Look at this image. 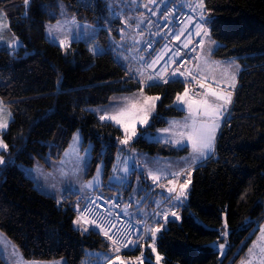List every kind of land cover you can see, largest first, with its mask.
Returning a JSON list of instances; mask_svg holds the SVG:
<instances>
[{
  "label": "trees",
  "instance_id": "1",
  "mask_svg": "<svg viewBox=\"0 0 264 264\" xmlns=\"http://www.w3.org/2000/svg\"><path fill=\"white\" fill-rule=\"evenodd\" d=\"M82 19L103 25L92 41H74L65 50L46 36V23L58 19V0H0L7 12L10 30L19 37V50H0V96L13 110L3 138L8 162L0 165V230L21 250L26 259L65 258L68 264H83L88 251H112L111 242L89 226L84 232L73 224L79 194L66 192L62 199L39 189L19 165L36 158L60 159L73 134L80 130L84 142L92 143L90 173L104 159L106 176L116 160L122 129L100 121L91 106L106 104L113 95L142 87L126 75L108 51L105 29L118 34L120 20L109 12L105 0H63ZM205 15L212 37L220 44L214 55L237 57L243 65L230 115L223 123L215 155L193 168L189 200L180 220H169L156 241L160 264H237L264 224V0H205ZM110 20L109 24L107 20ZM99 46L105 51L93 54ZM159 83L146 90L161 97L149 126L168 123V116L185 111L174 104L189 79ZM133 146L151 154H180L176 149L139 135ZM14 158V161H10ZM60 201V203H58ZM227 220L228 237L221 235ZM227 240L222 258L215 243ZM146 240L128 255L143 252V264H156ZM0 264H8L0 254Z\"/></svg>",
  "mask_w": 264,
  "mask_h": 264
},
{
  "label": "snow or ice",
  "instance_id": "2",
  "mask_svg": "<svg viewBox=\"0 0 264 264\" xmlns=\"http://www.w3.org/2000/svg\"><path fill=\"white\" fill-rule=\"evenodd\" d=\"M29 0H24V3L27 5ZM125 3H128V0H124ZM131 4H137L138 0H130ZM151 3H156L157 0H150ZM161 3L167 7L168 3L179 4L180 7L175 9V12L180 13L182 8H188L193 13L196 14V19L194 29L189 27L193 23V16H188L187 20L183 22V27L179 26L178 16L174 15L169 11H164V14L160 19H163L166 23L164 25L167 28V32H163V29L160 27L159 23L153 21L151 18L141 15L139 17H126L123 18L122 23L126 25L129 29L132 27V21L135 20L136 29H140L147 21L148 32L152 36H161L162 39H168L170 36H174L177 41H180V37L185 35L186 41H181L180 45H175L172 48L169 47L167 43L163 45V48L160 53H156L154 44L158 41H153L151 39H144V32L139 33V38L130 37L132 40V48L126 49V34L125 29L121 27L118 29L120 32V41H115L111 36H109V49L114 59L118 63H121L122 67L126 69V75L130 78L137 79L138 83L141 85L147 84L149 87L156 86L159 83H168L169 80H177L183 78L182 83L187 82L188 78L191 77V80L195 81L200 89H203L202 92H195V96L200 98H195L194 95H191L190 92L194 91L189 87L185 86L183 93H177L175 97L174 104H178L181 107L186 106L188 116L185 118L184 122L169 121V127L160 129L158 132L169 134L167 138H162L164 143L172 144L178 147H191V152L189 157L186 160V163H190L192 166H196L202 161L208 160L215 155V145H216V135L217 131L221 128V124L226 122L228 119L229 105L232 103L233 92L227 91L226 89L231 87L235 88L236 74L240 71V65L235 64V71L229 72V69L233 67L234 62H224V61H211L209 62L208 58L203 55H198L192 57L198 62L195 65L194 69L181 71L177 67L173 71H169L171 64L179 65L184 56L189 52H196L197 47L201 49V52L207 49V53L210 54L217 47V42L211 38V30L207 25L214 24L213 18L210 15H205L206 4L205 0H160ZM91 0L84 5L85 7L89 6ZM106 6L109 8V12H112V0H106ZM145 8L148 7L147 4L144 5ZM151 12V9H149ZM182 14V13H181ZM62 15L65 13L62 12ZM118 19L122 17V10L113 13ZM152 16H155V12H151ZM107 20V18H106ZM110 24L111 21L107 20ZM65 26L67 27V39H59V44L62 48L67 50L70 47L73 41H78L80 39H89L96 34V27L89 24L81 25L77 22L75 17L71 19H66L63 23L57 21L56 25L49 26L47 29V34L49 38L56 40L58 34L65 31ZM157 28L156 32H152V27ZM2 27V26H0ZM103 27V26H101ZM108 32H111V28L108 27L105 29ZM193 30L195 31V36L200 37L197 45L194 47H189L193 44L192 36ZM3 36H0V42H3ZM143 44L144 47L141 49L139 46ZM19 45L18 39H13L8 43L9 48H15ZM186 49L187 52L182 53L180 47ZM127 51H138L143 52V55H123L122 53ZM151 50V51H149ZM93 54H99L104 49H100L99 46L90 49ZM155 54L156 58L152 59V55ZM165 56L168 57L165 60ZM161 61H164V64L161 65L160 69H156V65L160 64ZM224 64H227V67H222ZM131 65V66H130ZM138 65V66H137ZM222 69L221 75L222 79L217 80L215 76V71ZM151 70V74L149 73ZM196 72L200 79L197 78V75L193 73ZM208 73L212 74V80L217 85L213 87L210 83H205L204 81L209 78ZM144 77V79H140ZM223 84V87L220 85ZM135 95V94H134ZM141 97L140 102L132 103L130 106L125 107H113L112 112L109 109H94L93 111H103V114L99 116L100 121H111L113 122L118 129H122V138H118V143L122 146L129 145L130 141L133 138L137 137V123L141 126L149 125V118L153 115L156 108V102L161 99L160 96H146L143 94V88L139 93ZM124 100L129 98L125 97ZM5 106L3 101L0 100V130L7 129L9 119L11 118V111H8L6 119L4 117ZM174 129H178L174 131ZM175 137V138H173ZM82 138L80 137L79 131L73 134L72 141L69 144L68 149L64 152V157H74L76 160V172L83 171L86 167V160L91 154V145L89 148L84 149V155H80V145ZM8 145L0 138V150H7ZM183 159V158H182ZM65 161L61 160L60 163L63 164ZM4 164V158L0 156V165ZM135 171H140L141 174L147 173L146 179H151L154 187H165L158 184L157 182L161 178H167L168 176H174L179 178L183 173L184 169H181L178 172H171L170 167H161L159 161H150L143 160L137 161L135 154L128 157L117 156V163L113 165L112 175L109 177L108 187L116 188L117 190L121 187H127L130 184V177L134 174ZM103 174V165H98L96 169V175L87 182L81 183L77 189L80 193H85L83 199L86 201L84 207H80L79 200L76 202V207L74 211L78 213L76 219L73 221V224L78 227V230L87 232L89 226L98 228L99 232L111 242L112 253H115L113 256L111 253H97L95 254L96 260L94 264H104L106 260L108 264H133V261H136L137 264H143V252L141 257L125 259L119 255L121 249H136L142 247L140 241L143 239H151L152 244L151 252L156 253V264H160V261L163 259L156 250V239L157 233L161 232L164 229L165 225L169 220H178L180 219L176 211H171V208L177 206H183L185 200L187 199V189L190 183V180H185L184 183L179 185V189L176 187L175 180H169V185L171 187L166 188L168 195L164 196L163 200H151V203L156 205V209L152 212H147L145 209L140 208L139 206L149 199L148 195L141 197L139 200H135L134 197H130L131 200H134L137 205L136 210L130 211L131 205H126L119 214L113 215L111 207H109L104 215H100L93 211L97 207V201L103 200V195L97 196L96 199H92L89 195L86 194V190L97 191L103 185L101 183V176ZM191 175V172H188V176ZM47 187V185H44ZM53 191H55V185H52ZM63 192V190H61ZM143 189L138 185L134 189L135 193H139ZM174 194V195H173ZM161 195H164L161 193ZM63 198V197H61ZM118 197L109 198L108 201H104V204L113 205L114 207H119V204H116L115 201ZM60 203V201H58ZM103 206V205H100ZM124 216L127 219L122 221L124 227L117 228L116 224L112 223L113 219H119V216ZM91 216H96L97 218L92 219ZM136 216L145 217V219L136 220ZM161 217L163 223H160L156 218ZM151 219L158 224L157 227H149L146 220ZM98 220L100 223H98ZM107 225V227L102 226ZM112 229H116L113 234H109ZM133 230H136L135 233ZM260 235L257 237L256 241H253V245L249 248L248 258L241 261V264H264V225L259 226ZM135 235V238H133ZM221 235L226 237L228 235L227 231V220L224 222V230ZM116 237L115 239L113 237ZM7 245H5V248ZM221 255L224 254L225 244H219L218 246ZM18 261V264H39V262H24L23 257L19 255L18 249L15 246H12L11 253ZM54 264H63L62 261H56ZM87 264V262H85ZM149 264L151 260L149 259Z\"/></svg>",
  "mask_w": 264,
  "mask_h": 264
},
{
  "label": "rangeland",
  "instance_id": "3",
  "mask_svg": "<svg viewBox=\"0 0 264 264\" xmlns=\"http://www.w3.org/2000/svg\"><path fill=\"white\" fill-rule=\"evenodd\" d=\"M31 1L32 0H29L28 4L26 5V8H29ZM58 4L60 6L59 9L56 11H52V13L57 14L58 19L54 20V21H48L46 23V36L50 41L59 44V42H58L59 39H67L68 38L67 37V27L68 26H65L64 32H61L58 34V38L56 40L49 38V36L47 34V29L49 26L56 25L57 21H60L61 23H63L66 19H71L72 17H75L77 22L81 25L89 24V25H93L96 27V34L92 38H89L87 40L82 38L78 41H87V42L89 41L90 42L93 39L97 38V36H98V34L102 28L101 26H103L102 24H100L98 22L90 21L88 19L80 18L79 15L77 13H75V11H73L69 7V5L63 0H58ZM145 4L148 5L147 8L144 7ZM149 9H151V12H157L159 9V6L157 4L151 3L150 0H138L137 4H131L130 0H128V3H125L124 0H112V10L114 11V13L122 10V17L119 19L121 22V24L119 25V29L121 27H123L125 29V34H126L125 48L126 49L132 48V40L130 39V37L139 38V33L141 31L144 32V39H147L148 26H147V21H145V24L140 29H136L135 20H133L132 21V27L129 29L126 25H124L122 23L123 18L129 17V16L135 18V17H139L141 15H144V16H147V17L151 18L152 20H154L156 17L151 15V12L149 11ZM62 12L65 13V15H62ZM157 17L160 18L161 16L158 15ZM0 26H2V27H0V36H3V38H4V41L0 42V50L3 48H7L11 51L19 50L23 43L19 39V37L14 35L12 33V31L10 30L9 18H8L7 12L5 10L0 11ZM109 36H111L115 41H120V32L119 31H118V34H115L112 31L109 32L108 45H109ZM211 38L213 40H215L212 37V35H211ZM13 39H18V41H19V45L16 46L14 49L8 47V43L11 42ZM216 42H217V46H218L220 43L218 41H216ZM139 47L142 49L144 47V45L141 44ZM213 52L209 56L207 53V49L205 48V50L203 52H201V51L199 52V55L206 56L208 58L209 62H211V61H224V62L231 61V62H234L233 67L231 69H229V72H234L235 71V64H239L240 65V71L236 74V81H235V83H236L239 80V76H240L241 71L243 69V65H242L241 61L239 60V58H237V57L219 58V57H216ZM122 54L135 56V55H143L144 53L138 52V51H127V50H125ZM222 67L226 68L227 64H224ZM221 71H222V69H218L214 73L217 80L222 79ZM148 74H150V73H148ZM208 76H209V78L206 81L208 83L212 84L213 87H217V85L212 80V74L208 73ZM140 79H144V77H141ZM188 84L189 85L187 87H189L191 89V83H188ZM146 87H147V84H143L141 87V88H143V94L144 95H146V96H159L156 94L149 93L146 90ZM220 87H223V84H221ZM141 88H139L133 92H130V93L115 94L112 96V98L110 99V101L108 103L100 104V105H94V106H91L90 109L94 110V109H106L107 108V109H109L110 112H112V114H115L112 111L113 107H116V108L125 107V106H130L132 103L140 102L141 97H140L139 93L141 91ZM228 89H230V87L227 88L226 90H228ZM190 94L194 95L192 92H190ZM125 97H127L129 99L124 100L123 98H125ZM195 98L199 99L200 97L195 96ZM0 100L3 101V104L5 106L4 117L6 119L8 118V116H7L8 111H11V118L9 119V123H8V127H9V124L13 118V110H12L11 106L9 104H7L1 96H0ZM158 102L159 101L156 102L155 112L149 118V125L141 126L137 123V131H138L137 137L139 135H144L150 141H157V142L164 143L162 138H167L169 134L158 132V130L168 128L169 127V121H177V122H181V123L184 122L185 118L188 116V112H187L186 106L181 107L178 104H175L177 107L183 109L185 111V113L183 115H180V116H168L167 117L168 123L166 125L159 126L156 129H153V128H150L149 126L155 120L154 116L157 114ZM230 105H229V108H230ZM94 112L98 115V117L103 114V111H98V112L94 111ZM222 125H223V123L221 124V127H222ZM8 127H7V129H8ZM7 129L0 130V138H2L3 140H4L3 133ZM220 129L217 131L216 141H217V137H218ZM176 130H178V129H174V131H176ZM78 131H79L80 137L82 138V142L80 145V155L83 156L84 155V149L89 148L90 145L92 146V143L89 142L86 144L84 142V136H83L82 132L80 130H78ZM137 137L133 138V140L130 141L129 145H127V146H122L119 144L118 151L116 154V160H115L114 164L117 163V156L118 155H120L121 157H128V156H132L135 154L136 160L138 162L143 161V160L159 161L161 167H170L171 172H178L181 169H184V173L179 178L174 177V176H168L167 178H161L157 183L160 185H163L165 187H163V188L156 187V190H157V192L164 193V194L166 193V195H168L166 192V188L172 186V185H169V183H168L169 180H175L176 181L177 189H179V185L184 183L185 180H190L188 189L186 190L187 191V199L185 200L183 206L186 205V203L189 200V190L191 189L192 177H193V168L195 167V166H192L190 163H186V160L189 157V154L191 152V147L190 146L178 147V146H174L172 144H168V145H170L176 149L188 148V150L186 152H182L180 154H173V155L172 154L167 155V154H161V153L151 154L147 151L141 150V149L133 146L132 143ZM173 138H175V137H173ZM71 141H72V139H71ZM164 144H167V143H164ZM68 147H67V149H68ZM7 151H9V148L7 150H0V156H2L4 158V164H2L1 166H4L8 162V159H7L8 155L5 154V152H7ZM92 156H93V152H92V147H91V154L88 156V158L86 160V167L84 168L83 171H80V172H76V160H75V158L74 157L65 158L64 153L60 159L59 158L54 159V158H51L50 156H47L46 161L42 160L41 158H36L34 163L31 165H26L23 163H19V165L25 170V173L29 177H32L34 179L37 187L39 189H41L42 191H44L45 193L51 194L58 199H62L61 197H63L66 192L79 194V197L81 199V201H80V207L81 208L85 204V200L82 198L83 195H85V193H80L77 191V189L79 188V185L81 183H84V182H87L88 180H91L96 175L97 166L101 165V164L103 165V174L101 176V183L103 186L97 191H102L108 195H116V197H118L121 200H124V202H128V203L134 202V200H131L130 197H134L135 200H139L141 197H143L145 195L150 196V193H151L150 187L144 182V178H146V176H147L146 172L144 174H141V172L138 171L137 175L133 174L129 178L130 179L129 186L121 187L117 190L116 188H112V187L107 186L109 183V177L113 173L111 172V174L106 176V167H105L104 159H102L98 163V165L95 168V171L90 173ZM61 160H64L65 162L63 164H61L60 163ZM10 161L13 162L14 158H10ZM205 161H202L200 163H203ZM189 171L191 172L190 176H188ZM135 179H136V182H134ZM147 180H148L147 182H149V183H151V185H153V182L151 179H147ZM44 185H47V187H45ZM52 185H55V191H53ZM138 185L143 189V191H140L139 193H135L134 189H136ZM152 187H154V186H152ZM61 190H63V192ZM90 192L91 191L86 190L87 195H89ZM92 192H94V191H92ZM154 196H155V194L152 195V197H154ZM150 201H151V199L148 200V202H150ZM183 206H177V207L171 208V211H176L178 213L180 219L182 217V207ZM180 219H178V220H180ZM158 220L160 223H163V220L161 217H158ZM167 225H168V223L165 225L164 229L167 227ZM157 226H158V224L154 223V222L150 225V227H152V228L157 227ZM164 229H162L161 232L157 233V239ZM227 231H228V228H227ZM259 235H260V233H258V235L254 238L253 241H256L257 237ZM227 237H228V235L226 237H224V239H227ZM157 239H156V241H157ZM4 241L7 242V243L5 242L6 244H9V245L11 244L13 246H16L15 243L3 231L0 230V249L3 250V255L5 257H8L6 255V253L4 252L5 250L3 249V245H5ZM253 241L250 244V246L248 247L245 254H243V256L240 258V260L237 262V264H241L242 260H245L248 258L249 248L252 247ZM219 244H225L224 254L221 255V252H220V256L223 258L227 254L229 246L227 244V240H222L220 242L215 243V246L217 247L218 250H219V248H218ZM1 245H2V248H1ZM97 253H111V251L96 250V249L89 250L86 258L84 259L83 264H85V262H87V264H94V262L96 260L95 254H97ZM119 255L125 259L140 257L138 255H133V254L132 255H128V254L124 255L122 252H120ZM5 257H4V259H5ZM9 263H11V261ZM133 264H137V262L133 261Z\"/></svg>",
  "mask_w": 264,
  "mask_h": 264
},
{
  "label": "built area",
  "instance_id": "4",
  "mask_svg": "<svg viewBox=\"0 0 264 264\" xmlns=\"http://www.w3.org/2000/svg\"><path fill=\"white\" fill-rule=\"evenodd\" d=\"M179 7H180L179 4H173V3H168L167 7H165V5L162 3V5L159 7V9H158V11L156 12V15H155L156 18L153 21L159 23L160 27L163 29V32H165V33L167 32V28L164 27L166 22L163 19L158 18L157 16L160 15L162 17L163 14H164V11H169V12L173 13L174 15L178 16V21H179V26L180 27H183V22H185L187 20L188 16H193L194 17L193 23L191 25H189V27L194 29V25H195L196 19H198V17H196V14L193 13L188 8H182L180 13L175 12V9L179 8ZM151 31L152 32H156L157 28L155 26H153ZM186 36H187V33H185V35L180 37V41H177L174 36H170L166 40V39H162L161 36H152V35H150L149 32L147 33V39H151L153 41H158L157 43L154 44V47L156 49V53H160L161 52V50L163 48V45L165 43H167L169 45V47L172 48L175 45H180L181 41L187 42L186 41ZM199 39H200V37H196L195 36V31L193 30V36H192L193 44L189 45V47L191 48V47L196 46L197 42L199 41ZM180 50H181L182 53L187 52L186 49H183L182 45L180 47ZM149 51H151V50H149ZM200 51H201V49L199 47H197L196 52H189L186 56H184L183 61L179 65L171 64L170 68H169V71H173L177 67H179L181 71L194 69V67H195V65L197 64L198 61L196 59H192V57L198 56ZM151 58L155 59L156 55L153 54ZM167 59H168V57L165 56V60H167ZM163 64H164V61H161L160 64L156 65V69L157 70L160 69L161 65H163ZM149 73L151 74V70H149ZM193 74L197 75V78L200 79L199 75L196 72H194ZM189 79H191V77H189ZM204 82L207 83L206 81H204ZM192 90H194V91H192L194 94H195V92H202L203 91V89H200L198 84L195 81H193V80H192ZM101 194L103 195V200L102 201H97V207L94 208L93 211L98 213V214H100V215H104L106 213L107 209L109 207H111L112 213H113L114 216L119 214L122 209L120 207V203H119L118 200L115 201L116 204H119V207L117 208V207H114L113 205L104 204V201H108L109 198H111V197H108L106 194H104V193H102L100 191L93 192L90 195V197L92 199H96V197L100 196ZM100 205H103V206H100ZM90 218L95 219L97 217L96 216H91ZM126 219H127L126 217L121 215V216H119V219H113L112 223L116 224L117 228L124 227V224L122 223V221H124ZM98 223H100L99 220H98ZM102 226L107 227V225H102ZM115 230L116 229H112V231L109 234L110 235L113 234V232H115ZM133 231L135 233L136 230H133ZM113 238L115 239L116 237L114 236ZM133 238H135V235H133ZM144 240L145 239L141 240L139 243L141 244ZM136 249H132L130 247L128 249H121V252H128V251H133V250H136Z\"/></svg>",
  "mask_w": 264,
  "mask_h": 264
},
{
  "label": "crops",
  "instance_id": "5",
  "mask_svg": "<svg viewBox=\"0 0 264 264\" xmlns=\"http://www.w3.org/2000/svg\"><path fill=\"white\" fill-rule=\"evenodd\" d=\"M159 1L160 0H157V2L156 3H154V4H157L158 6H159ZM239 81V80H238ZM238 81L235 83V86H237L238 85ZM227 91H233L232 90V88L230 87V89H228ZM195 95V94H194ZM232 100H233V98H232ZM134 174L135 175H137L138 174V171H135L134 172ZM148 180L146 179V178H144V182L150 187V190H151V193H150V196H149V199H151V200H153V199H155V200H163L164 199V196H166V193L164 194V195H161V193L160 192H157V190H156V187H152L153 185H151V183H149V182H147ZM134 182H136V179H135V181ZM134 185V184H133ZM92 192V191H91ZM90 192V193H91ZM153 194H155V196L154 197H152V195ZM108 195V194H107ZM174 195V194H173ZM109 197H111V198H113V197H116V195H108ZM148 199V200H149ZM118 201H119V203H120V207H121V209H123L126 205H131V207H130V211H135L136 210V208H137V205L134 203V202H124V200H121L120 198H118L117 199ZM148 200H145L139 207L140 208H143V209H145L147 212H152L153 210H155L156 209V205L155 204H153V203H151V201L150 202H148ZM82 205V204H81ZM171 210V209H170ZM135 219L136 220H140V219H145V217H142V216H136L135 217ZM157 220H158V217L156 218ZM159 221V220H158ZM146 222H147V224H148V226L150 227V225L154 222L153 220H151V219H147L146 220ZM155 223V222H154ZM147 240H150V242L152 243V241H151V239H147ZM3 242V241H2ZM1 242V243H2ZM6 241H4V244L5 245H7V247L5 248V245H3V249L5 250L4 252L6 253V255L8 256V257H5L4 255H3V250L2 249H0V254L3 256V257H5V259H6V261H7V263L8 264H18V261H17V259L15 258V257H13L10 253H11V249H12V246L13 245H9V244H6L5 243ZM2 245H1V248H2ZM16 245V244H15ZM15 248L16 249H18V252H19V255L20 256H22L23 257V261L24 262H39V264H54V262H56V261H62L63 262V264H68V261H67V259H65V258H58V259H54V260H35V259H26L24 256H23V254H22V252H21V250L18 248V246L16 245L15 246ZM111 254L114 256L115 255V253H112V251H111ZM65 259V260H64ZM11 261V263H9ZM104 264H108V262L105 260L104 261Z\"/></svg>",
  "mask_w": 264,
  "mask_h": 264
}]
</instances>
